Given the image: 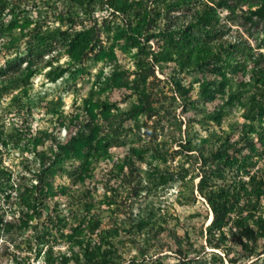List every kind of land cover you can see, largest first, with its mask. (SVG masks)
Listing matches in <instances>:
<instances>
[{
	"label": "rangeland",
	"instance_id": "rangeland-1",
	"mask_svg": "<svg viewBox=\"0 0 264 264\" xmlns=\"http://www.w3.org/2000/svg\"><path fill=\"white\" fill-rule=\"evenodd\" d=\"M48 1L0 0V82L32 74L21 97L19 88L0 84V264H47L45 250L54 235V250L65 251L69 220L53 227L49 214L56 206L66 212L67 195L86 186L99 208V228L107 231L99 248L102 264H249L256 257L246 256L232 221L223 226V243L208 244L212 212L197 190L208 168L197 151L198 139L246 121L244 107L231 103L221 122H212L206 112L220 101L204 103L202 95L212 70L207 75V68H187L178 58H158L154 73L136 63L139 48L157 52L162 44L172 45L178 10L136 17L132 32L123 15L97 0L96 9H107L105 15L96 10L99 21L106 18L101 40L77 57L60 32L73 33L89 22L64 21L58 13L62 4ZM219 1L214 30L207 32L208 25L196 31L221 39L246 66L242 78L248 82L260 66L258 52L264 51V12L258 11L264 0ZM133 105L145 110L136 116ZM71 121L84 127L90 146L105 140L108 156L97 163L65 157L63 169L51 174ZM188 140L196 143L193 149H185ZM122 155L134 160V167ZM81 166L84 179L72 184L69 169ZM104 172L118 176L116 190L106 189ZM136 216L147 217L145 230L135 226ZM79 246L48 264H96Z\"/></svg>",
	"mask_w": 264,
	"mask_h": 264
},
{
	"label": "trees",
	"instance_id": "trees-1",
	"mask_svg": "<svg viewBox=\"0 0 264 264\" xmlns=\"http://www.w3.org/2000/svg\"><path fill=\"white\" fill-rule=\"evenodd\" d=\"M49 1L48 4L52 5L58 2L62 4L58 13L64 21L89 22L87 26L74 29L73 33L60 32L67 38L70 52H73L74 56L79 57L86 54L96 43L100 42L102 24L106 18L103 17L104 19L99 21L100 12L96 10L102 11V15H105L107 9H96L97 0H52L53 3ZM105 3L108 8H112L114 13L123 15L125 25L132 32L135 30L136 17L141 19L146 15H160L162 11L169 14L177 9V17L180 21L176 24L174 36L169 40L172 45L162 44L163 47L157 52H143L139 48L141 53L135 55L137 65L139 67L148 66L154 73V65L158 58L163 60L178 58L186 63L187 68L196 67L200 71L207 68V75H209V69L212 70L211 83H204L205 87L202 89L204 103L220 101L218 107L206 112V118L212 122L220 123L226 113L227 105L231 103L239 102L244 107L242 115L246 121L231 123L228 129L210 130L208 136L198 139L197 151L208 168L202 170L197 190L212 212V220L208 226V244L219 246L223 243L226 235L223 226L232 221L236 230L238 229V241L246 252V256H252L249 259L256 257L249 264H259V256L264 254V120L262 116L264 111V51L258 52L257 61L260 66L251 70L249 81L246 82L242 78L247 69L246 66L235 59L233 52L225 46L223 41L212 39L209 34L206 36L198 34L196 28L204 30L209 25L206 28L207 32L214 30L215 13L222 4L219 0H106ZM261 7L258 11L264 12V4ZM186 17H190L189 20L185 21ZM216 41L219 43L217 44ZM134 46L138 47V44L135 43ZM149 53L151 60L148 59ZM31 75L20 74L8 77L0 84L19 88L21 97L31 87L29 82ZM207 75L202 78L206 79ZM249 88L251 92L248 94L246 90ZM178 89L180 95L179 85ZM144 108L133 105L131 109L134 115L138 116L145 110ZM65 129L66 139L57 145L53 166L49 168L51 174L58 171L57 169H63V158L65 157L71 159L81 157L84 159L82 163H97L108 156L107 146L103 145L105 140L98 148L90 146L91 140L88 139L82 125L76 126L71 121ZM100 138L104 139V137ZM188 142L189 145L184 146L185 149H193L196 143L192 144L190 140ZM204 152L208 155H204ZM120 157L128 165L134 167V160L123 155ZM83 167L69 169L68 177L72 184L84 179L86 170ZM112 173L104 172V175L108 176L106 183L108 188L106 189L114 191L117 189L118 176ZM90 195L91 192L87 186L80 190H73L67 195L70 200L67 202L69 208L66 212L56 206L55 214H49V223L52 222L53 227L62 225L66 219L69 220L70 244L66 246L65 251L56 250L58 251L56 252L53 243L58 240L54 235V240H52L54 242L50 243L45 250L47 264L52 257L58 254H70L73 251L75 253L73 248L79 244L81 245L79 247L85 251V255L95 256L96 264H102L103 257L99 253V248L100 243L107 239V231L99 228L101 224L97 211L99 208ZM134 223L136 227L144 230L149 225L147 217L136 216ZM175 239L178 240L177 243L180 242L179 236L176 235Z\"/></svg>",
	"mask_w": 264,
	"mask_h": 264
}]
</instances>
